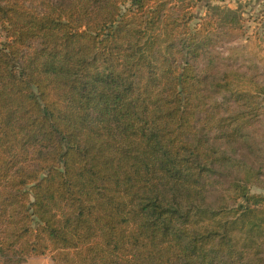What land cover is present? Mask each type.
<instances>
[{"label": "trees", "instance_id": "1", "mask_svg": "<svg viewBox=\"0 0 264 264\" xmlns=\"http://www.w3.org/2000/svg\"><path fill=\"white\" fill-rule=\"evenodd\" d=\"M179 3L0 0V264H264L258 171L218 147L264 101L201 76L213 21Z\"/></svg>", "mask_w": 264, "mask_h": 264}, {"label": "rangeland", "instance_id": "2", "mask_svg": "<svg viewBox=\"0 0 264 264\" xmlns=\"http://www.w3.org/2000/svg\"><path fill=\"white\" fill-rule=\"evenodd\" d=\"M182 0H170L171 5H178ZM191 3V12L196 17L191 28L198 20L213 21V25L204 35L214 38V44L202 53L197 61L198 70L204 77L208 74L217 77L229 74L233 82L259 90L258 100L264 101V19L249 9L246 4L232 10L225 0H184ZM5 42L0 30V45ZM209 78L206 84L210 85ZM210 90L208 89V94ZM221 99V97H219ZM254 127L246 131L242 138L227 143L221 140L218 147L234 160L257 170L258 178L246 184L251 194L264 196V112L254 123ZM217 183L213 189L210 202L222 195V191L231 182H241L244 174L240 168H218L215 175ZM242 183V182H241ZM244 185V184H243ZM226 204L231 205V201ZM27 261V262H26ZM26 264H51L50 256L29 257ZM23 263V264H24Z\"/></svg>", "mask_w": 264, "mask_h": 264}, {"label": "crops", "instance_id": "3", "mask_svg": "<svg viewBox=\"0 0 264 264\" xmlns=\"http://www.w3.org/2000/svg\"><path fill=\"white\" fill-rule=\"evenodd\" d=\"M232 10L240 9L242 4H246L256 14L258 13L260 18L264 19V0H225L224 3ZM27 262V261H26ZM26 264V263H24Z\"/></svg>", "mask_w": 264, "mask_h": 264}]
</instances>
